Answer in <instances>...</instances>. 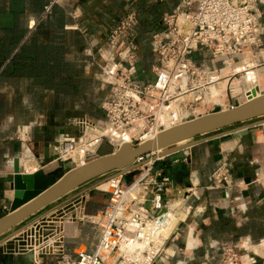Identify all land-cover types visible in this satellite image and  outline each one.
Returning <instances> with one entry per match:
<instances>
[{
    "label": "crops",
    "instance_id": "crops-1",
    "mask_svg": "<svg viewBox=\"0 0 264 264\" xmlns=\"http://www.w3.org/2000/svg\"><path fill=\"white\" fill-rule=\"evenodd\" d=\"M48 1L0 0V219L9 213L13 197L14 158L20 160L22 173L39 169L23 154L24 144L30 146L35 138L31 149L38 161L46 142L71 132L72 119L100 118V104L109 96V89L98 78L97 63L106 59V36L128 8L126 0H64L45 14ZM176 3L138 2V76L152 63L150 33L160 16ZM262 37L263 46L254 52L251 63L264 65V30ZM258 121L201 136L193 146L154 161L156 170L172 181L168 203L184 201L190 195L187 203L193 213L183 214L187 221L180 227L193 229L196 242L195 249L157 264H218L219 247L241 241L255 255L256 264H264V183L249 184L264 170V124ZM21 127L30 128V141L21 142ZM229 130L233 131L226 134ZM223 161L230 164L231 185L218 189L211 174ZM100 200L96 196L82 202L78 215L103 209L107 202L101 205ZM42 212L8 231L2 240ZM97 238V228L79 217L64 225L63 245L68 252L92 250ZM19 258L0 252V264L35 261L33 257L28 261ZM38 264H56V257L43 256Z\"/></svg>",
    "mask_w": 264,
    "mask_h": 264
},
{
    "label": "built area",
    "instance_id": "built-area-1",
    "mask_svg": "<svg viewBox=\"0 0 264 264\" xmlns=\"http://www.w3.org/2000/svg\"><path fill=\"white\" fill-rule=\"evenodd\" d=\"M63 1L49 0L44 13ZM139 1L126 0V12L106 36V59L97 63L98 78L109 89V96L100 104L103 121L98 124L86 117L73 119L75 132L63 133L56 140L57 146L50 143L54 163L62 164L58 154L75 153L85 165L99 158L98 149L103 144L110 145L113 154L125 146L124 141L136 147L145 135L194 119L191 108L200 103L201 92L219 80L222 69H234L241 60L250 61L263 46L264 0H177L171 11L160 16L150 33L152 63L138 76L136 6ZM237 105L240 104L233 106ZM27 130L30 128L22 127L25 134H29ZM262 134L264 148V127ZM151 158L137 160V163L146 161L143 165L149 167L132 184L125 185L123 181L130 172L114 176L118 177L116 182L109 180L110 196L102 210L81 214L82 221L98 228L92 250L79 248L68 252L64 248V225L77 218V213L54 222L57 226L44 231L49 233L43 238L35 229L48 219L50 213H44L2 240L0 247L33 228L25 244L12 254L35 252L33 264H38L43 256H55L56 264H157L164 258L195 249L193 229L178 227L185 220L175 225L169 212L171 204L164 202L172 181L160 171L149 173L154 162ZM211 181L215 188L229 187L230 164L221 162L211 174ZM261 183H264V170L258 171L249 184ZM133 185L139 190L123 197ZM197 212L201 213L202 209ZM173 234L172 241L177 236L180 240L175 246L169 240ZM219 250L218 264H256L255 255L243 241L223 244Z\"/></svg>",
    "mask_w": 264,
    "mask_h": 264
},
{
    "label": "water",
    "instance_id": "water-1",
    "mask_svg": "<svg viewBox=\"0 0 264 264\" xmlns=\"http://www.w3.org/2000/svg\"><path fill=\"white\" fill-rule=\"evenodd\" d=\"M257 119L260 124H264V91L257 97H249L246 103L234 108L191 119L159 133L154 141H146L136 147L125 145L116 153L99 157L75 169L67 164L51 171L41 168L33 173H22L19 159L14 158L10 185L13 197L9 202V213L0 219V237L83 185L113 173L103 180L106 181L140 167L146 163V161L137 163L140 158L152 156L151 160H159L193 146L201 136L228 130ZM232 131L225 133L231 134ZM180 144L183 145L180 146ZM53 145L57 146L58 143L54 141ZM43 159L45 161L50 159L49 142L44 144ZM23 227L14 231L13 234ZM28 257L25 256L18 260L28 261L30 259Z\"/></svg>",
    "mask_w": 264,
    "mask_h": 264
},
{
    "label": "rangeland",
    "instance_id": "rangeland-1",
    "mask_svg": "<svg viewBox=\"0 0 264 264\" xmlns=\"http://www.w3.org/2000/svg\"><path fill=\"white\" fill-rule=\"evenodd\" d=\"M236 64H238V63H236ZM239 64H241V65L243 64V65L241 68H239V67H237V68H239V70L242 69L243 71L241 70L239 73H236L235 75L233 74V71L235 73V70L237 69V68H235L236 66L234 67V69H232V68L222 69V72L220 73L219 80L216 83H214L213 85H211V87L213 86V87H216V89H217V93L214 96L210 95L209 89L201 92L200 103L197 106L192 107L190 110L191 118H197L199 116L206 115V114H209V113H212L215 111H221V110L223 111V110H227V109L229 110V109L234 107L233 106L234 104H237L240 102L244 103L245 101L249 100V97L253 98V97H255V95L257 93H261L262 91H264V65L259 66V64H256L254 62L251 63V61H244V60L239 61ZM249 64H251V66H249ZM221 68H222V66H221ZM252 70L255 72V77L257 79V85H258L257 87H255V89H251V87L249 88L248 85L246 84V77L249 76V73ZM204 94L207 95V97ZM203 97H204V99H203ZM100 113H101V111H100ZM75 118H80V117H75ZM94 120L95 121H92V122L100 124L103 121L102 113H101L100 118L94 119ZM68 126L71 129V132H75V129H74V127H72L71 124H69ZM27 131L29 134H25L24 132H22V127H21V129H19V137L21 139V142H23V139L26 142L30 141V140L26 139V137L28 136L29 139H31L32 134H31L30 130H27ZM33 141L30 143V146L26 145V144H24V146H23V154L27 153L28 154L27 156H30V158H32V159H29V161L35 162L39 168L43 167L46 171H50L56 167L63 166V164L60 165V162H58V161L55 164L50 165L51 163H53V161L55 159V156L53 155V153H52V156L50 155L49 162L47 161V163L44 164V166H42L44 159L41 157L37 161V158L35 157L34 152L31 149V147H32L31 144L37 142L35 140V138H33ZM112 151H113V149H112V147H110V145L103 144L98 149V155H99V157H102V156L111 154ZM57 156H59L62 163H67V162H70L72 160V159L64 158V155L61 156L58 154ZM73 162L76 164H80L79 159H76ZM154 163L155 162H152L151 168H150L151 171L149 172L152 175L154 173L158 172V170H156V168L154 166ZM56 164H57V166H56ZM148 167L149 166H147V165H145V166L143 165L140 168H137L136 170L131 171L130 174L125 175L123 177L124 184L125 185L132 184L135 180H137L146 171V169ZM110 175H113V173L108 174L104 177L98 178L92 182H89V183L81 186L80 188H78L74 192L68 194L64 198L60 199L59 201L55 202L54 204H51L47 208L43 209L42 213H47V214L50 213V214H48V217H47L48 219H46L45 222L41 226L39 225V227H37L35 229L36 232L39 231L40 234H38V235L45 238L47 236V234L49 233V232H47V234H46L45 232L48 231L49 229H54L52 227L57 226V224L54 222H60V218H62V217L66 218L69 215H74L75 213H77V217L82 218L83 215H81V214L78 215V212H79L78 208L81 206L82 202L91 201L96 196L101 198V200H100L101 202L99 204L102 205L104 203V201L107 202L108 198L110 196V194L108 192L110 191L111 186L110 185L108 186L107 184H105V182L107 180L104 182H102V181L105 180L106 178L110 177ZM75 195H77V196L75 198H72ZM82 195H83V197H82ZM188 196H190V195H186V197H185L186 199L184 201L180 199V200H176V201L175 200L171 201L169 203V204H171L170 206L172 207V209H170L172 211V214H174L173 209H175V213L177 214V217L174 218L175 225H177L179 223V221H182L185 219L182 217H183V214L185 215L187 213V211L191 212V214L193 213L191 211L190 204L187 203ZM166 197H167V194L164 196V202L167 201V199H169V197H167V198ZM65 200L67 202L62 204L64 206L60 205ZM58 205H60L62 207L61 208H55V206H58ZM92 205L93 204H91V206ZM91 214H93V213H91ZM174 220H173V222H174ZM185 221H187V219ZM95 227L97 228V226H95ZM178 227L181 228L180 226H178ZM33 231L34 230L32 228L31 232L28 231V232L24 233L23 235L19 236L18 238H16L15 240H11L10 242H6L3 246L0 247V252L6 256L17 257V256H14L12 254L15 253L21 245L25 244L24 240L26 239L27 234L29 235L30 233H33ZM97 232H98V228H97ZM98 234H99V232H98ZM174 236H175V234H173L169 239L170 244L173 246L178 245V243H180L179 236H177L178 239L172 241ZM4 237H7V236H4ZM2 239H3V237L0 238V240H2ZM34 255H35V252L25 254V256H30L33 258H34Z\"/></svg>",
    "mask_w": 264,
    "mask_h": 264
},
{
    "label": "bare ground",
    "instance_id": "bare-ground-1",
    "mask_svg": "<svg viewBox=\"0 0 264 264\" xmlns=\"http://www.w3.org/2000/svg\"><path fill=\"white\" fill-rule=\"evenodd\" d=\"M249 66H251V64H249ZM248 66V67H249ZM235 67V66H234ZM237 67H239V68H241L242 67V65L241 64H237L236 65V67L235 68H237ZM239 68H237L236 70H235V73H239L241 70H239ZM243 71V70H242ZM221 84V83H220ZM246 84L248 85V87L250 88L251 87V89H255V87H257L258 85H257V79H256V77H255V72L252 70L250 73H249V76L248 77H246ZM217 86V85H216ZM222 87V86H221ZM209 91H210V95L211 96H214L216 93H217V89H216V87H211L210 89H209ZM205 95V94H204ZM260 95V93H258V94H256L255 95V97H257V96H259ZM206 97H207V95H205ZM203 99H204V97H203ZM247 101H245L244 103H246ZM239 104H243V102H240ZM228 110V109H227ZM222 111V110H221ZM183 124V123H182ZM179 125H181V124H177V125H175V126H170V127H168V126H166V127H164V128H162L160 131H156V132H153V133H151V135H145L143 138H142V140L140 141V144H142V143H144V142H146V141H154L155 140V138H156V136L159 134V133H161V132H163V131H166V130H168V129H170V128H172V127H176V126H179ZM129 142L128 141H124V142H122V144H125V145H127ZM181 145H183V144H180V146ZM124 147V146H123ZM120 153V152H119ZM158 153H162V152H158ZM61 155V154H60ZM78 155L79 154H75V153H68L67 155H64V158H68V159H72L70 162H67V163H62L63 165H70L71 166V168L72 169H75V168H78V167H81V166H83L81 163L80 164H76V163H74L73 161L74 160H76V159H78L79 157H78ZM43 158V157H42ZM49 162V161H48ZM47 163V161H45L44 160V162H43V165L42 166H44V164H46ZM53 164H55L54 162L53 163H51L50 165H53ZM21 164H20V160H19V166H20ZM61 165V164H60ZM42 169H44L43 167H41ZM41 168H39V169H41ZM20 169H21V166H20ZM55 169V168H54ZM23 169H21V171H22ZM38 170V169H37ZM53 170V169H52ZM36 171V170H35ZM35 171H32L31 173H33V172H35ZM46 171V170H45ZM51 171V170H50ZM23 172V171H22ZM109 180H114L113 182H116L117 180H118V177H112L111 179H108L106 182H105V184H107L108 186L110 185V183H111V181H109ZM102 182H104V181H102ZM101 182V183H102ZM100 184V183H99ZM139 190V188H136V185H133L128 191H127V193H125V195L123 196V197H127V195L128 196H130V194H134L135 192H137ZM174 211H175V209H173ZM169 212L171 213L170 214V216H172V219L174 220V218H176V217H174L173 215H175L176 213L174 212V214H172V211L169 209ZM172 220V221H173ZM175 221V220H174ZM187 240H188V242L190 241V238H187ZM3 242V241H2ZM18 256H20V257H24L25 255H22V254H20V255H18Z\"/></svg>",
    "mask_w": 264,
    "mask_h": 264
}]
</instances>
